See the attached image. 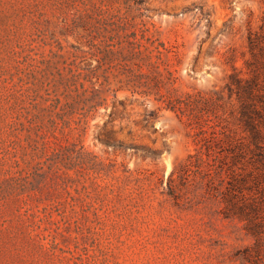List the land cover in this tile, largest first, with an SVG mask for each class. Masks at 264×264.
<instances>
[{
    "label": "rangeland",
    "instance_id": "obj_1",
    "mask_svg": "<svg viewBox=\"0 0 264 264\" xmlns=\"http://www.w3.org/2000/svg\"><path fill=\"white\" fill-rule=\"evenodd\" d=\"M263 11L0 0V264H254L216 190L171 179L199 146L171 107L225 87Z\"/></svg>",
    "mask_w": 264,
    "mask_h": 264
},
{
    "label": "trees",
    "instance_id": "obj_2",
    "mask_svg": "<svg viewBox=\"0 0 264 264\" xmlns=\"http://www.w3.org/2000/svg\"><path fill=\"white\" fill-rule=\"evenodd\" d=\"M232 71L223 89L188 93L171 107L196 131V152L174 167L170 177L188 186L199 175L224 204L228 219L245 222L254 242L243 258L264 262V11L257 28L247 35L243 67L229 53ZM178 189L177 185L171 184Z\"/></svg>",
    "mask_w": 264,
    "mask_h": 264
}]
</instances>
